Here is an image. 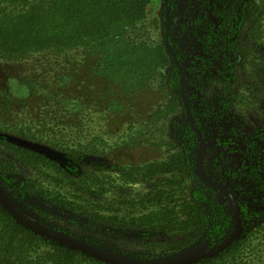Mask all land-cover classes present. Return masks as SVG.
Segmentation results:
<instances>
[{
    "label": "trees",
    "instance_id": "16d2710c",
    "mask_svg": "<svg viewBox=\"0 0 264 264\" xmlns=\"http://www.w3.org/2000/svg\"><path fill=\"white\" fill-rule=\"evenodd\" d=\"M150 2L0 0V58L22 63V82L34 101L36 126L52 131V136L37 134L28 127L30 133L22 136L46 137L47 144L71 156L90 149L113 159L101 157L100 164L85 167V189L95 191L96 186L101 195L85 214L95 223L134 233L142 246L160 248L137 258L172 255L199 241L214 250L234 228L221 192L197 171L198 135L180 96L174 56L167 51L164 33L156 30L157 18L148 16ZM38 57H46L45 63L37 66ZM50 101L54 104L48 105ZM188 104L206 139L192 99ZM180 111L183 118L176 122L173 138L166 129L171 115ZM58 115L71 118L68 126L80 125L82 136H73L68 126L56 134L62 121L56 117L53 122L49 116ZM156 146L162 148V157L131 159L137 147ZM13 148L28 164L49 163L34 151ZM250 149L253 154L255 149ZM241 168L260 177L245 162ZM16 169L13 159L0 157L3 175ZM121 179L122 185L116 182ZM125 182L141 183L146 189L132 193ZM233 190L242 233L218 252L188 264H264V209L247 202L244 188ZM0 221V264H110L44 239L1 205ZM43 240L49 244L46 249H40Z\"/></svg>",
    "mask_w": 264,
    "mask_h": 264
},
{
    "label": "rangeland",
    "instance_id": "374dc122",
    "mask_svg": "<svg viewBox=\"0 0 264 264\" xmlns=\"http://www.w3.org/2000/svg\"><path fill=\"white\" fill-rule=\"evenodd\" d=\"M148 16L157 18L156 30L164 33L168 53L178 59L182 102L183 94L188 100L192 99L205 129L206 139L198 131L196 166L200 177L221 192L220 200L233 215L234 228L225 244L242 233L234 187L244 188V198L251 206L264 209V0H151ZM38 58L37 66L45 63L46 57ZM21 67L22 63L0 58V157L13 159L17 167L14 172L4 175L0 172V182L21 207L1 190L0 205L11 214L7 205L10 202L21 218L42 232L44 239L67 244L86 256L95 255L76 244L58 242L45 232L55 230L81 238L97 249H105L117 256L140 260L166 257L137 258L136 255L158 253L160 248L142 246L134 233L95 223L86 216L85 211L94 209L101 195L96 186L93 187L95 191L85 189L84 181L89 175L84 169L87 165L100 164L101 157L112 162L111 157L90 149L71 156L67 151L47 144L46 137L22 136L30 133L28 127L31 131L37 130V134L46 135L52 131L36 126L34 101L22 82ZM53 104L54 101L48 103ZM47 108L51 109L50 106ZM54 118L62 121L56 134L64 133L71 118L49 116L53 122ZM182 118V111L171 115L166 134L175 138L179 127L176 122ZM22 119L26 122L22 123ZM68 130L74 132L73 136H82L80 125L77 128L68 126ZM13 146L43 155L49 163L28 164L23 157L17 156ZM156 147L149 150L137 147L131 153V159L162 157V148ZM250 147L256 150L253 154ZM244 162L253 166L260 177L250 176L249 169L241 168ZM122 181L116 182L121 184ZM125 187L132 193L146 189L141 183L127 182ZM48 246L47 241L42 242L40 249ZM221 247L209 249L205 242L199 241L185 251L198 252L200 257L203 250L212 253Z\"/></svg>",
    "mask_w": 264,
    "mask_h": 264
},
{
    "label": "water",
    "instance_id": "95a60500",
    "mask_svg": "<svg viewBox=\"0 0 264 264\" xmlns=\"http://www.w3.org/2000/svg\"><path fill=\"white\" fill-rule=\"evenodd\" d=\"M167 19H168V24H169V20H170V12L169 11L167 13ZM167 43L169 45L168 39H167ZM173 56H174L176 64L178 65V59L176 58L175 55H173ZM183 99H184L186 113L188 115L189 120L191 121V113H190V109H189L188 99L184 94H183ZM27 146L34 148V146L29 145V144H27ZM0 190L5 195L11 197L13 202H15L18 206L21 207L19 201L12 195V193L9 191V189L1 182H0ZM7 205H8V208L10 210V213L17 219L18 222H20L26 226L31 227L32 229H34L35 231H37L39 233H42L41 231H38L33 226H31L29 223H27L23 218H21L13 210V208L10 206V202H7ZM45 234L47 236L53 238L54 240L58 241V242H66V243L76 244L80 248L86 250L89 254L98 256L101 259L106 260L108 262H111L113 264H188V263L193 262V261H195L201 257L212 255V254L218 252L220 249L224 248L227 244H229L231 242V240L228 241L227 243L222 245L221 248H219L218 250H215L212 253H208V252H205L203 250L200 252V254H202L203 256H200V257H199L198 252L185 251V249H184L180 252L174 253V254L166 256V257L155 258V259H150V260H140V259H136V258L122 257V256L110 254L105 249H97L96 247L92 246L90 243H88L87 241H85L81 238L71 236L69 234L59 233L55 230H49V231L45 232Z\"/></svg>",
    "mask_w": 264,
    "mask_h": 264
},
{
    "label": "flooded vegetation",
    "instance_id": "af4514ba",
    "mask_svg": "<svg viewBox=\"0 0 264 264\" xmlns=\"http://www.w3.org/2000/svg\"><path fill=\"white\" fill-rule=\"evenodd\" d=\"M188 99V98H187ZM189 101V100H188ZM184 103V102H183ZM184 109H185V104H184ZM185 111H186V109H185ZM191 123H192V125L194 126V128H195V130H196V132H197V135H198V131L200 132V130L197 128V126H196V124H195V121H194V119H193V117L191 116ZM201 133V132H200ZM202 134V133H201ZM203 136V135H202ZM204 138V137H203ZM199 139V138H198Z\"/></svg>",
    "mask_w": 264,
    "mask_h": 264
}]
</instances>
